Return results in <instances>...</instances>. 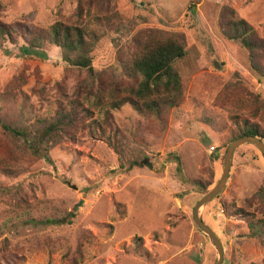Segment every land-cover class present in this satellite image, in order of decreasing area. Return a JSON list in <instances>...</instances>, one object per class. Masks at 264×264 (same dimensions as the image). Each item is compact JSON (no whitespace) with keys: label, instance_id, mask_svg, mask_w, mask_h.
Masks as SVG:
<instances>
[{"label":"rangeland","instance_id":"1","mask_svg":"<svg viewBox=\"0 0 264 264\" xmlns=\"http://www.w3.org/2000/svg\"><path fill=\"white\" fill-rule=\"evenodd\" d=\"M112 1L120 15L113 25L118 31L85 19L99 39L94 68L114 67L118 50L142 29L179 32L188 46L187 56L176 63L183 104L161 120L130 107L116 112L122 155L104 140L81 136L57 146L50 160H39L18 178L0 176L2 264H72L80 242L84 244L80 264H216L218 260L216 247L194 224V208L206 194L195 181H209L208 169L214 171L216 182L220 179L226 155L220 137L232 117L249 118L251 113L234 104L219 106L217 100L228 83L245 86L264 99V79L252 72L239 41L220 34L218 20L222 6L234 9L264 45V0ZM0 4V24L16 34L15 41H0V116L17 122L53 112L61 101L56 87H67L71 94L75 76L66 75L68 66L59 48L43 55L31 53L26 39L33 30L68 19L78 0H0ZM22 72L27 74L23 92L28 98L5 94L6 85ZM2 131L0 147L5 141ZM263 186L264 156L257 147L244 145L235 153L222 194L200 211L223 242V264H264V258L251 256L245 222L227 217L221 208L233 202L245 207ZM56 219L61 224L46 223ZM135 238L143 240V250L138 251Z\"/></svg>","mask_w":264,"mask_h":264},{"label":"trees","instance_id":"2","mask_svg":"<svg viewBox=\"0 0 264 264\" xmlns=\"http://www.w3.org/2000/svg\"><path fill=\"white\" fill-rule=\"evenodd\" d=\"M235 13L234 9L222 6L218 30L224 38L239 41L248 53L252 72L264 79V45L256 40L255 30ZM87 17L106 24L109 29L119 30L114 26L120 15L112 0H78L75 13L68 19L44 30H33L26 39L31 53L43 55L52 47L59 48L63 62L68 66L66 75L75 76L76 87L71 94L67 87H56L55 92L61 101L53 112L42 116L36 114L33 119L24 120L22 117L17 122H7L0 116V129L5 139L0 147V176L18 178L39 160H50L54 148L81 136L104 140L122 155L116 112L130 107L140 115L161 120L168 112L182 106V76L176 63L187 56L185 35L175 31L142 29L132 37L128 46L118 50L114 67L98 71L93 66V52L99 39L90 30L91 24H86ZM15 35L11 28L0 24V41L6 38L15 41ZM26 84L27 74L22 72L13 77L4 92L8 96L28 98L23 92ZM33 92L42 95L44 90L35 89ZM217 104L222 107L234 104L240 110L249 109L251 113L249 118L232 117V124L220 137L225 153L235 139L257 137L264 142V99L260 95L245 86L228 83L219 94ZM207 173L209 181H195V185L206 194L218 182L213 170L208 169ZM246 201L245 207H238L233 202L223 203L221 208L227 217L245 222L247 238L252 241L251 256L264 258V186ZM253 202H257L254 207ZM59 222L57 219L46 220L47 224L53 225L61 224ZM134 241L138 251L144 249L141 238ZM83 246L80 242L75 258L70 260L72 264H80Z\"/></svg>","mask_w":264,"mask_h":264},{"label":"water","instance_id":"3","mask_svg":"<svg viewBox=\"0 0 264 264\" xmlns=\"http://www.w3.org/2000/svg\"><path fill=\"white\" fill-rule=\"evenodd\" d=\"M244 145H253L257 147L264 156V142L257 137H243L240 139H235L229 145L225 158L224 165L222 169V175L218 180L217 184L209 191V193L205 194L196 204L194 208V224L198 227L213 243V245L217 249L218 260L216 264H223L224 262V245L221 238L213 231L207 224L206 221L201 216V209L215 200L227 186L231 167L234 163L235 153L239 148ZM151 168V166H150Z\"/></svg>","mask_w":264,"mask_h":264},{"label":"built area","instance_id":"4","mask_svg":"<svg viewBox=\"0 0 264 264\" xmlns=\"http://www.w3.org/2000/svg\"><path fill=\"white\" fill-rule=\"evenodd\" d=\"M210 150H211V152H214V151H215V148H214V147H212Z\"/></svg>","mask_w":264,"mask_h":264},{"label":"crops","instance_id":"5","mask_svg":"<svg viewBox=\"0 0 264 264\" xmlns=\"http://www.w3.org/2000/svg\"><path fill=\"white\" fill-rule=\"evenodd\" d=\"M210 227V226H209ZM211 228V227H210ZM212 229V228H211ZM213 230V229H212Z\"/></svg>","mask_w":264,"mask_h":264}]
</instances>
